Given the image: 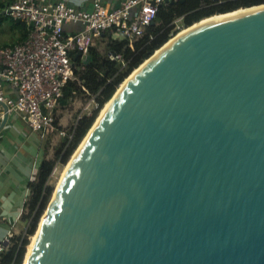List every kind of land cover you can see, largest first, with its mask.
Here are the masks:
<instances>
[{
	"label": "water",
	"instance_id": "1",
	"mask_svg": "<svg viewBox=\"0 0 264 264\" xmlns=\"http://www.w3.org/2000/svg\"><path fill=\"white\" fill-rule=\"evenodd\" d=\"M246 7L137 67L72 154L26 264H264V3Z\"/></svg>",
	"mask_w": 264,
	"mask_h": 264
},
{
	"label": "built area",
	"instance_id": "2",
	"mask_svg": "<svg viewBox=\"0 0 264 264\" xmlns=\"http://www.w3.org/2000/svg\"><path fill=\"white\" fill-rule=\"evenodd\" d=\"M169 1L118 0L105 4L103 0H93L92 7L86 9L62 0H11L2 11L24 23L26 32L14 45H0V125L8 113V120L20 115L41 137L56 132L60 128L58 105L64 88L69 80L77 78V71L85 68L82 55L77 58L82 64H76V52L90 53L97 41L98 49L108 45L115 39L113 33H120L133 47L156 21L160 6ZM181 20H175L178 30ZM109 55L124 61L122 53L110 50ZM92 101L97 106L93 95L87 107ZM59 133L73 137L72 127ZM13 236L9 232L0 243V259Z\"/></svg>",
	"mask_w": 264,
	"mask_h": 264
},
{
	"label": "trees",
	"instance_id": "3",
	"mask_svg": "<svg viewBox=\"0 0 264 264\" xmlns=\"http://www.w3.org/2000/svg\"><path fill=\"white\" fill-rule=\"evenodd\" d=\"M260 3H264V0L169 1L160 6L156 21L149 25L147 33L136 40L133 47L129 45L128 39H114L108 43L109 49L105 53L97 47L91 48L90 61L85 63L83 70L77 71L76 79L68 81L58 108H65L78 96L86 95H95L97 106L91 113L80 116L75 124L69 126V128L72 127L73 137L63 138L57 146L55 157L45 158L41 162L36 179L29 183L32 195L27 201V212L24 213L27 227L20 234L13 236L12 244L1 255L0 264H23L27 245L30 242L29 236L35 233L55 189L49 181L56 163L60 161L67 164L102 107L110 100L121 83L146 58L179 31L175 20L181 17L180 25L185 27L204 17ZM19 23L26 29L24 23ZM110 50L122 53L124 61L111 58ZM76 64H82L81 59H77Z\"/></svg>",
	"mask_w": 264,
	"mask_h": 264
},
{
	"label": "crops",
	"instance_id": "4",
	"mask_svg": "<svg viewBox=\"0 0 264 264\" xmlns=\"http://www.w3.org/2000/svg\"><path fill=\"white\" fill-rule=\"evenodd\" d=\"M10 1L11 0H0V19L9 16L5 14L2 9ZM62 1L76 7L90 9L93 0ZM103 1L105 4H114L118 0ZM19 22L21 21L15 22L17 27L15 34L18 33L16 40L12 43L0 42V45H14L23 39L26 29H24ZM10 29L12 30L13 26H10ZM76 99L77 98H75L71 104H73ZM62 109L63 108H61V111ZM87 111H84L85 114H89ZM82 115H84V113H78L75 121ZM62 118L63 117L58 114V125L60 128L46 137H41L20 115H12L9 117L6 125L0 131V243L6 238L9 232H13L14 235H17L23 232L27 227L24 213L27 212V201L32 195L29 183L37 177L41 162L45 158H54L52 152L54 151V145L56 143L53 137L56 136V138L58 140L61 139V141L65 138L59 131L61 129H68L69 126L62 125Z\"/></svg>",
	"mask_w": 264,
	"mask_h": 264
},
{
	"label": "rangeland",
	"instance_id": "5",
	"mask_svg": "<svg viewBox=\"0 0 264 264\" xmlns=\"http://www.w3.org/2000/svg\"><path fill=\"white\" fill-rule=\"evenodd\" d=\"M15 22H16L15 19L10 15L8 17H3L2 19H0V42L12 43L14 40H16L18 33L15 34V31H17V27H16ZM10 26H13L12 30L10 29ZM182 27H184V26H182ZM112 37L115 39H122L123 36L120 33H113ZM97 46H99L98 41L94 43V47H97ZM108 49H109V47H108L107 43H105V44L101 45V48L99 50L102 53H105L108 51ZM92 98H93V95H86L84 97L78 96L77 99L74 101V103L69 105V107L66 106L65 108L62 109V111H61L62 107L59 108L58 114L61 115V117H63L62 118V121H63L62 125H66L67 127L72 125L73 122L75 121L78 113H84L85 114L84 111H87V110H88L87 111L88 113H91V111L95 107V102L92 101L88 107L86 105L88 103H86V102H90L92 100ZM53 138H54V141L56 144L54 145V151L52 152V154L55 157V150L57 149V146L60 144L61 139L59 138L60 140H58L56 138V136H54ZM67 164L60 162V161H58L56 163V165L53 169L52 177L50 178V181H49L52 185H54V188H56L58 181L62 175V172H63L65 166H67ZM32 235L29 236L30 242L32 239ZM27 249H28V245H27Z\"/></svg>",
	"mask_w": 264,
	"mask_h": 264
},
{
	"label": "bare ground",
	"instance_id": "6",
	"mask_svg": "<svg viewBox=\"0 0 264 264\" xmlns=\"http://www.w3.org/2000/svg\"><path fill=\"white\" fill-rule=\"evenodd\" d=\"M253 8V7H252ZM248 9H250L249 7H240V8H238V9H235V10H233V11H228V12H224V13H218V14H214V15H211V16H208V17H205V18H203V19H201V20H199V21H197L196 23H194V24H192V25H190V26H185V27H182V28H180V30L176 33V34H174L171 38H170V40H168L167 41V43L165 44V45H167L169 42H171V41H173L174 39H176L177 37H179L180 35H182V34H184L185 32H187V31H189V30H191V29H193V28H195V27H197V26H200V25H202V24H205V23H208V22H210V21H214V20H217V19H220V18H222V17H225V16H228V15H232V14H235V13H239V12H242V11H245V10H248ZM162 47H164V46H162ZM162 47L161 48H159V49H157V51L156 52H159L161 49H162ZM147 61V60H146ZM138 69L139 68H136L122 83H121V85L119 86V88L116 90V93H115V95L110 99V100H108L106 103H105V105L102 107V109H101V111H100V116L106 111V109L109 107V105H110V103L113 101V99H114V97L117 95V93L120 91V89L125 85V83L132 77V75H134V73L136 72V71H138ZM98 115V116H99ZM99 116V117H100ZM81 145V144H80ZM81 146H79L78 147V149L80 148ZM77 150V149H76ZM76 154V152L74 153V155ZM73 155V156H74ZM73 158V157H72ZM71 160L72 159H70V161L68 162V164H67V166H65V168H64V170H63V172H62V175H61V177H60V179H59V181L62 179V177H63V175L65 174V171L67 170V168L69 167V165H70V162H71ZM59 181H58V183H59ZM58 185V184H57ZM43 216V218H44V216H45V214L44 215H42ZM43 218H42V220H43ZM37 233H38V231H36L33 235H32V239H31V242L28 244V249H27V252H26V256H25V261H24V264H26L27 263V260H28V257H29V254H30V252H31V249H32V247H33V244H34V242H35V240H36V237H37Z\"/></svg>",
	"mask_w": 264,
	"mask_h": 264
}]
</instances>
